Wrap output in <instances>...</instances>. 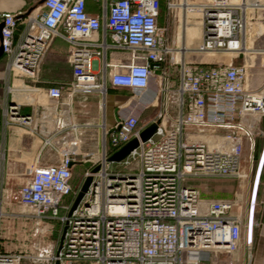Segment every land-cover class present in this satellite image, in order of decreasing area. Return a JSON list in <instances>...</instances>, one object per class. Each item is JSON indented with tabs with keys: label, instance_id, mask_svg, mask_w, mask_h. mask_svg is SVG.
Instances as JSON below:
<instances>
[{
	"label": "built area",
	"instance_id": "built-area-1",
	"mask_svg": "<svg viewBox=\"0 0 264 264\" xmlns=\"http://www.w3.org/2000/svg\"><path fill=\"white\" fill-rule=\"evenodd\" d=\"M87 2L97 3L98 16L86 12ZM42 9L0 14L1 117L4 127L40 139L59 160L41 166L38 151L8 195L26 211L12 210L11 202L7 211L0 208V264H250L254 201L248 207L236 199L202 200L190 182L249 181L243 153L264 137V86L248 90L251 66L222 59L248 51L264 56V48L251 46L264 37V0H44ZM192 26L199 37L189 47L184 41ZM55 37L68 45L71 80L45 89L55 102L50 110L21 115L15 98L34 91L30 85ZM109 50L125 51V62L107 63ZM94 57L102 59L99 71ZM260 63L264 69V57ZM151 82L157 111L147 125L156 123L154 135L108 163L106 143L116 151L147 125L140 129V115L131 110H119L110 131L100 125L101 152L83 176L91 183L68 215L78 192L70 184L76 151L71 142L53 140L69 131L75 141L79 125L64 100L82 92L103 95L108 85L131 90L135 106ZM7 153L0 145V162ZM66 197L70 205L61 204ZM12 240L18 241L13 247Z\"/></svg>",
	"mask_w": 264,
	"mask_h": 264
},
{
	"label": "crops",
	"instance_id": "crops-1",
	"mask_svg": "<svg viewBox=\"0 0 264 264\" xmlns=\"http://www.w3.org/2000/svg\"><path fill=\"white\" fill-rule=\"evenodd\" d=\"M42 9V0H0V14L2 13H38ZM85 10L88 14L93 16L99 15V8L95 2H87ZM1 23V21H0ZM22 29L19 26L16 34ZM262 31V28H260ZM197 39L188 38L189 47L196 44ZM249 45V44H248ZM253 49L264 48V37L254 39L252 42ZM68 45L59 38L55 37L49 46V49L39 67L38 81L30 87L34 90L28 94H21L15 100L21 103L19 111L21 115H30L33 112L41 109L50 110L51 106L55 104L54 101L46 98L45 89L51 86H66L71 80V69L66 62ZM224 57L223 61H228L234 66L248 65L249 80L246 88L250 91H258L264 86V69L260 63V56L254 52H247L246 55L238 57ZM179 57L177 56V59ZM95 71H99L101 58L94 57ZM126 55L123 50L107 51L105 54V61L107 63H122L125 62ZM185 60H191L193 57L190 54L184 55ZM199 59V58H196ZM201 59V58H200ZM203 59V58H202ZM5 59L2 55L0 58V145L7 148V155L3 162H0V202L6 199V202L14 203L8 195L16 193L20 183L23 181L22 173L25 165L33 160L40 151L39 164L41 166L55 165L58 163V156L51 152L48 147L41 148L40 139H34L27 136L21 129L13 127H4L2 124L1 107L5 93V80L2 78L4 71ZM155 94V87L153 82L150 83L149 89L143 94L141 99L135 106H132V91L126 88H112L107 85L105 94L98 92H82L73 94L70 99H65V103H69L74 112V121L79 125L73 141V134L69 131L64 132L61 136L54 138L53 142L56 145H61L64 142H71L75 148L76 154L72 157V179L71 187L74 191L79 190L85 172L91 166L93 158L98 156L101 152L100 139L101 130L100 125H104L105 129L110 131L117 119V112L119 110H131L132 113L139 114V128L147 125L155 116L157 108L153 102ZM28 100V102L26 101ZM264 120L261 122V124ZM46 126L50 129L52 125L51 116L45 121ZM260 130L261 125H260ZM264 132V131H263ZM253 150L258 159V182L256 192L254 191L251 197L254 201L253 205V222L254 227L251 231V259L250 264H264V137L258 136L254 139V146L252 151L249 149L252 157ZM105 151L109 156L114 151H111L110 146H105ZM93 157V158H92ZM258 172V171H257ZM198 183V182H197ZM199 184V183H198ZM197 184V185H198ZM249 184V183H248ZM196 187H200L199 185ZM248 189L249 185L245 186L244 192L239 196L236 194L232 199H236L242 206L248 203ZM200 194V192H199ZM7 195V196H6ZM212 198H211V197ZM200 198L206 200H230L231 198H222L217 194H205ZM11 204V205H12ZM12 210L16 211L17 206L13 204ZM5 241H3V245ZM235 260V259H234ZM234 264H239V261H234Z\"/></svg>",
	"mask_w": 264,
	"mask_h": 264
},
{
	"label": "rangeland",
	"instance_id": "rangeland-1",
	"mask_svg": "<svg viewBox=\"0 0 264 264\" xmlns=\"http://www.w3.org/2000/svg\"><path fill=\"white\" fill-rule=\"evenodd\" d=\"M160 25H161V23H160ZM190 37L193 40V42L199 37V30L194 26L190 27ZM249 47H250V45H249ZM261 129L264 131V122L261 124ZM107 145L109 146L108 143H106V146ZM95 158L96 157H94V159ZM250 158H251V160H250ZM243 166H244V169L246 171L247 170L249 171L248 167L251 166L249 181H247V180L238 181V180L201 179L198 181H194L195 183L194 182H190V183L193 184V186H195V187L198 185L200 186V187H196V189H198V191L200 192V194L202 196H204L205 194L208 196L210 193H212V194H217V195L221 196L222 198H226V199H228V198L232 199L235 194L237 196H239L241 193L244 192L245 186L249 185V189H248V207H249L250 202H251V197L253 196L254 191L256 192V186H257V182H258L257 177H256L257 171H258V159L256 157L255 158L251 157L250 152H249V148L247 146H245V148H244ZM110 167H111V169H114V167L112 165ZM201 199L206 200L203 198H201ZM71 200H72V197H66L63 199L61 204L62 205H70L72 202ZM5 203H7L6 199L3 202H1V204H0V208H1L2 212L3 211L5 212L8 210L7 207L5 206ZM16 211L22 212V211H26V210H23V209H20L17 207ZM53 224L55 226H57V224L54 221H53ZM14 226H15V229H17L18 231L21 229L20 225L16 224ZM18 233L19 234H18L17 239H18V241H20L22 239L20 237L21 232H18ZM55 238H56L55 234H53V236L50 240L53 241V239H55ZM50 240L48 242H50ZM18 241L12 240L11 246L13 247ZM8 243H10V242H8ZM30 250L35 251L31 246H30Z\"/></svg>",
	"mask_w": 264,
	"mask_h": 264
},
{
	"label": "water",
	"instance_id": "water-1",
	"mask_svg": "<svg viewBox=\"0 0 264 264\" xmlns=\"http://www.w3.org/2000/svg\"><path fill=\"white\" fill-rule=\"evenodd\" d=\"M44 2V0H42V3ZM3 27V24L0 23V32L1 29ZM0 43H1V36H0ZM2 56V48L0 46V57ZM156 123H151L147 126H145L138 134V139L133 138L131 139L129 142H127L125 145L121 146L119 149H117L116 151H114L113 153H111L107 158H106V162L108 163H117L122 161L133 149H135L138 146L139 142H146L149 138H151L155 131H156ZM98 167H94L91 170V173H95L97 172ZM258 174H259V169L257 172V180H258ZM91 183V177L87 176L85 177V179L83 180L77 195L72 203V206L70 208V211L68 213V215H70L75 208L77 207L78 203L80 202V200L82 199V197L84 196L85 192L87 191L89 185ZM55 264H58L57 262Z\"/></svg>",
	"mask_w": 264,
	"mask_h": 264
},
{
	"label": "bare ground",
	"instance_id": "bare-ground-1",
	"mask_svg": "<svg viewBox=\"0 0 264 264\" xmlns=\"http://www.w3.org/2000/svg\"><path fill=\"white\" fill-rule=\"evenodd\" d=\"M247 37L249 38V40H248V43H249V45H251L250 44V42H251V36H252V32H247ZM187 41L185 40L184 41V44H185V46H187L188 45V38H190V29H189V31H188V33H187ZM180 44H183V42H181ZM207 59H208V61H211V59H213L214 60V58H212V55H208L207 57H206ZM223 62H228V61H223Z\"/></svg>",
	"mask_w": 264,
	"mask_h": 264
},
{
	"label": "trees",
	"instance_id": "trees-1",
	"mask_svg": "<svg viewBox=\"0 0 264 264\" xmlns=\"http://www.w3.org/2000/svg\"><path fill=\"white\" fill-rule=\"evenodd\" d=\"M0 58H2V56H1ZM111 151H112V149H111ZM252 157H253V158L256 157V156H255V150H253Z\"/></svg>",
	"mask_w": 264,
	"mask_h": 264
}]
</instances>
